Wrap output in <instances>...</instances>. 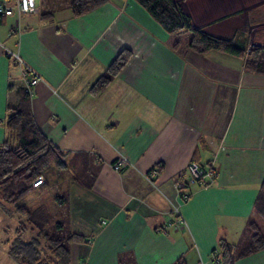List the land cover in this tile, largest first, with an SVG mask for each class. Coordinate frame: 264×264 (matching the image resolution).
<instances>
[{"label":"crops","instance_id":"obj_1","mask_svg":"<svg viewBox=\"0 0 264 264\" xmlns=\"http://www.w3.org/2000/svg\"><path fill=\"white\" fill-rule=\"evenodd\" d=\"M174 1L193 27L256 44L250 14L262 1ZM68 2L36 0L34 14L0 17V144L23 84L9 51L39 78L34 122L70 169L50 167L47 184L66 187L67 226L83 238L70 245L71 264H218L219 243L240 241L264 179V76L240 57L174 51L133 0L80 17ZM122 52L126 64L92 91ZM118 159L127 165L116 171ZM190 162L213 180L189 182ZM234 264H264V250Z\"/></svg>","mask_w":264,"mask_h":264},{"label":"trees","instance_id":"obj_2","mask_svg":"<svg viewBox=\"0 0 264 264\" xmlns=\"http://www.w3.org/2000/svg\"><path fill=\"white\" fill-rule=\"evenodd\" d=\"M106 1L69 0L68 8L72 17H80ZM133 1L161 26L174 51L190 50L197 54L222 52L243 58L245 72L264 76V38L254 36L256 44L248 48L246 41L241 42L236 35L219 37L193 27L190 18L174 0ZM128 58L127 52L120 53L108 66L105 75L93 84L92 91L103 89ZM6 133V140L0 144V210L7 217L18 215L24 218L7 246V256L14 264H71L70 245L83 238L72 233L67 226L66 195L57 193L53 197L55 210L52 211L44 204L30 206L31 201L49 187L50 167L57 171L70 169L65 155L36 126L30 110V96L23 85L17 88L15 105L8 109ZM71 174L74 180H79L78 173L71 170ZM38 176L44 178V183L33 188L31 184ZM254 216L260 222L251 218L237 244H228L224 240L219 243L218 264H234L238 259L264 250V179L255 201ZM26 227L32 234L28 241L22 240ZM177 264L184 263L179 261Z\"/></svg>","mask_w":264,"mask_h":264},{"label":"built area","instance_id":"obj_3","mask_svg":"<svg viewBox=\"0 0 264 264\" xmlns=\"http://www.w3.org/2000/svg\"><path fill=\"white\" fill-rule=\"evenodd\" d=\"M37 12L36 0H0V17L2 16H12L15 13L20 15L34 14ZM11 56L14 63L18 66H23L22 60L13 53H8ZM20 80L23 82L25 91L30 96L32 94V88L36 86L39 82V78L35 75L28 78L27 73L23 70ZM127 165L126 159H118L112 164V168L119 171ZM187 171L189 173V182L193 183L200 181L202 183H209L214 178V172L211 168L201 169L199 165L195 162H190L187 165ZM155 172H149L146 175V179L149 183H152ZM44 183V178L42 176L36 177L31 186L37 188ZM207 185V184H206ZM201 264V263H198Z\"/></svg>","mask_w":264,"mask_h":264},{"label":"rangeland","instance_id":"obj_4","mask_svg":"<svg viewBox=\"0 0 264 264\" xmlns=\"http://www.w3.org/2000/svg\"><path fill=\"white\" fill-rule=\"evenodd\" d=\"M249 1L252 2L254 0H249ZM259 1H262L261 3H263V4L260 3L261 5H259L258 9L254 13L253 12L251 13L253 18H259V21L255 22V23H257L256 24L257 27H255V29L252 32L255 35L257 34L256 38L257 37L264 38V2H263L264 0H259ZM8 53H11V52L7 51V53H6L7 56L11 59V56L8 55ZM19 69H20V78H21L22 72L24 70V64H23V66H19ZM21 85H23V84H21ZM145 180L148 184L153 185L152 183L148 182V180L146 179V176H145ZM58 187H59V185H58ZM65 189H66V187H64L63 185H61L59 189H57V186H51L40 197L32 200V203H33V205L42 203L46 207H48L49 210L52 211L53 208L55 207V204H54L55 202L53 201V197L59 191H63ZM174 212H175V210H174ZM253 220L256 221L257 223L260 222V220L258 218H256L255 216H253ZM23 222H24L23 217H20L18 215H14L13 217H7L0 210V264H14L8 258L7 253H6V249H7V246L10 244V242L13 240V238L16 236L15 230L19 226H21V223H23ZM31 237H32V234L30 233L29 228L26 227V232H24V235L22 236V240L28 241ZM73 244H75V243H73ZM72 256L74 258L73 251H72Z\"/></svg>","mask_w":264,"mask_h":264}]
</instances>
